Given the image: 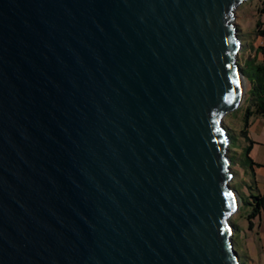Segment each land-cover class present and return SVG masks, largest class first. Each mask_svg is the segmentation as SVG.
<instances>
[{
	"label": "water",
	"instance_id": "1",
	"mask_svg": "<svg viewBox=\"0 0 264 264\" xmlns=\"http://www.w3.org/2000/svg\"><path fill=\"white\" fill-rule=\"evenodd\" d=\"M241 1L0 0V264H241Z\"/></svg>",
	"mask_w": 264,
	"mask_h": 264
},
{
	"label": "rangeland",
	"instance_id": "2",
	"mask_svg": "<svg viewBox=\"0 0 264 264\" xmlns=\"http://www.w3.org/2000/svg\"><path fill=\"white\" fill-rule=\"evenodd\" d=\"M257 5L258 0H242L234 9V22L236 27L240 30L239 38L243 43L242 47L244 46L245 49L239 54L237 51V60L240 59L244 67H246L245 58L248 56L247 44H257L260 40V38L255 39L256 36H254L253 33L255 22L260 16L256 11ZM244 79L245 93L243 98H248L250 87L249 80L246 76H244ZM221 122L227 126L231 141L230 154L234 162L238 163L243 157L241 145L244 143L245 139L240 132L244 127L242 109L237 111L234 109L228 112L222 117ZM248 129L250 130L254 142L259 144L256 148L262 150L264 148V118H259L255 123L248 127ZM234 168V179L231 182V185L237 193L243 196L248 192L247 185L250 184L251 173L249 169L244 170L238 165H235ZM263 179L264 176L259 173L256 181ZM260 185L262 184H259V186ZM249 211L250 206L241 204L239 209L230 216L229 220L234 228L232 233L233 248L241 264H264V213L253 220V226L250 228L249 221L246 217Z\"/></svg>",
	"mask_w": 264,
	"mask_h": 264
},
{
	"label": "trees",
	"instance_id": "3",
	"mask_svg": "<svg viewBox=\"0 0 264 264\" xmlns=\"http://www.w3.org/2000/svg\"><path fill=\"white\" fill-rule=\"evenodd\" d=\"M256 11L260 15L256 20L254 25V36L255 39L261 38L264 35V0H258V5L256 6ZM238 30V37H240V30ZM243 43L240 41V47L238 49V54L244 51ZM248 46V56L245 58L246 67L243 66L240 59L237 60L239 67L244 76L249 80V96L248 98H243L240 105L235 109V111L242 109L243 111V122L244 127L240 130L241 134L245 137L244 143L241 145L242 159L234 162L231 154V141L227 145V156L229 158V168L231 173V178L229 180V185L232 187L231 182L234 179V167L235 165L240 166L244 170L249 169L251 173L250 184L247 185L248 192L243 196L238 194L239 197V209L241 204H246L250 206V211L247 213L246 217L249 221V226L252 228L253 220L261 216L264 213V191H260L257 186V181L255 179L254 168L258 166L256 162L250 157V149L253 141L249 138L247 130L249 127V119L252 115L261 116L264 118V45L259 42L257 44H247ZM260 56V58H258ZM227 130L228 137L229 132L227 126L223 124ZM233 188V187H232ZM236 210V211H237ZM230 219V218H229Z\"/></svg>",
	"mask_w": 264,
	"mask_h": 264
},
{
	"label": "crops",
	"instance_id": "4",
	"mask_svg": "<svg viewBox=\"0 0 264 264\" xmlns=\"http://www.w3.org/2000/svg\"><path fill=\"white\" fill-rule=\"evenodd\" d=\"M255 45V44H254ZM258 58H260V56H258ZM259 118H262L261 116H257V115H252L249 119V127L255 123ZM252 120V122H251ZM248 136H250L251 140L253 141L252 145H251V149H250V157L253 159L254 162H256L258 164V166H256L254 168V173H255V177L257 179V176L260 174H262L264 176V148L261 150L259 148H256L257 145H259L258 143H255L254 140L251 137L250 134V130H247ZM264 147V145H263ZM259 184H262L259 186ZM257 186L259 188L260 191H264V179L263 180H257Z\"/></svg>",
	"mask_w": 264,
	"mask_h": 264
},
{
	"label": "built area",
	"instance_id": "5",
	"mask_svg": "<svg viewBox=\"0 0 264 264\" xmlns=\"http://www.w3.org/2000/svg\"><path fill=\"white\" fill-rule=\"evenodd\" d=\"M259 43H260L261 45H264V35L260 38Z\"/></svg>",
	"mask_w": 264,
	"mask_h": 264
},
{
	"label": "snow or ice",
	"instance_id": "6",
	"mask_svg": "<svg viewBox=\"0 0 264 264\" xmlns=\"http://www.w3.org/2000/svg\"><path fill=\"white\" fill-rule=\"evenodd\" d=\"M236 83H237V86H239V80H237ZM232 206H233V207L235 206V200H233V202H232Z\"/></svg>",
	"mask_w": 264,
	"mask_h": 264
}]
</instances>
